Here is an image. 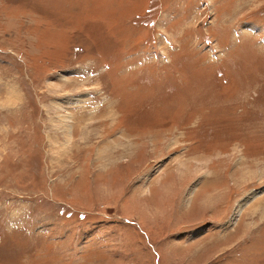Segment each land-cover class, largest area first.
Listing matches in <instances>:
<instances>
[{
    "label": "rangeland",
    "instance_id": "374dc122",
    "mask_svg": "<svg viewBox=\"0 0 264 264\" xmlns=\"http://www.w3.org/2000/svg\"><path fill=\"white\" fill-rule=\"evenodd\" d=\"M0 264H264V0H0Z\"/></svg>",
    "mask_w": 264,
    "mask_h": 264
},
{
    "label": "bare ground",
    "instance_id": "6f19581e",
    "mask_svg": "<svg viewBox=\"0 0 264 264\" xmlns=\"http://www.w3.org/2000/svg\"><path fill=\"white\" fill-rule=\"evenodd\" d=\"M126 151V148L124 149V151H121V155H122V152H125ZM112 157H114V156H112ZM110 158V157H109Z\"/></svg>",
    "mask_w": 264,
    "mask_h": 264
}]
</instances>
